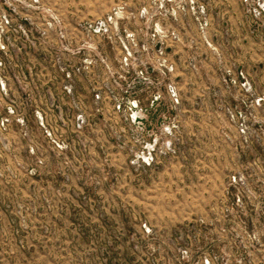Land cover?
Here are the masks:
<instances>
[{"label": "rangeland", "instance_id": "obj_1", "mask_svg": "<svg viewBox=\"0 0 264 264\" xmlns=\"http://www.w3.org/2000/svg\"><path fill=\"white\" fill-rule=\"evenodd\" d=\"M0 264H264V0H0Z\"/></svg>", "mask_w": 264, "mask_h": 264}]
</instances>
